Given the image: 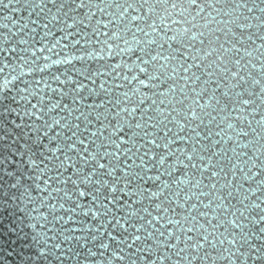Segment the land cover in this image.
Masks as SVG:
<instances>
[{
    "label": "snow or ice",
    "instance_id": "snow-or-ice-1",
    "mask_svg": "<svg viewBox=\"0 0 264 264\" xmlns=\"http://www.w3.org/2000/svg\"><path fill=\"white\" fill-rule=\"evenodd\" d=\"M47 3L56 8L57 14H52L50 9L45 11V0H0V11L8 10L9 13H16L26 7L33 11L39 10L38 15L45 13L42 20L47 21L40 24L44 31L39 40L40 47H36L35 37L29 35L36 32L35 28L30 27L37 23L35 20H29L28 17L14 19L11 14L0 16V29L6 30L0 31V53L6 55L14 52L17 56V61H5L0 57V103L9 99L7 92L16 82L19 81L25 85L22 88H16V96L11 97L16 103L22 102L21 106L15 108L9 105L4 109L5 112L18 114L20 122L10 121L13 127L6 130L7 135H0V151L9 148L6 141L8 136L12 135L13 129L21 130L17 135L25 143L14 151L16 155L24 157V164L33 173L31 177H28L32 180V184L25 185L21 178L23 173H20L15 175L14 183L10 185V188L21 189L22 199L27 197L38 205H43L52 197V193L62 194L61 199L70 201L73 207L65 209V204L60 203L59 208L79 213L82 217H89L101 228L108 227L110 230L106 235L111 240H117L111 231L115 229L120 234V240L117 248L112 249L111 258L106 260V264H113V260L126 259L121 254L123 248L119 247V243L129 239V227L136 228L130 220L139 219V212L123 198L138 197L136 203H139V198L154 202L160 197L167 199L161 190L148 192L143 181L146 178L163 184L165 188H168L169 184L165 183L159 174L146 176L147 170L141 172L138 168L143 166L145 158L155 160L159 166H165L167 157L171 155L170 147L174 140H186L201 146L189 147L187 151L183 148L179 149L175 162L182 164L183 168L189 171L197 170L199 175L191 176V181H195L192 187L208 188L212 199L217 201L218 210L226 212L228 209L233 210L225 215L209 217L206 220L209 227L199 223L198 220V217H208L207 211H201L194 216L186 214L179 219L163 215L167 224L179 225L176 232L169 233L177 243L168 241L164 243L173 250L175 256L181 257L180 260H173L171 255L162 252L159 242L153 248L143 247V240L151 237L153 235L151 232H148L147 236L133 233L130 237L131 241L141 245L138 248L140 252L159 253L154 260H149L146 264H182L183 261L193 264V261L197 260V253L201 250H203L200 255L201 264L204 261L216 264L217 260H227L231 264L233 255H246V252L241 253L239 247L240 241L246 240V237L230 229L242 228L243 225L239 223V220L244 217L245 211L248 208L261 209V205L258 203L244 205V211H241L235 208V205L219 203L224 197L217 194V183L220 179H225V183L219 187L227 190V196H232L234 186L227 177L234 176L236 169L243 172L241 164L247 165L249 171L256 168L257 164L249 160L234 162L242 156V152L236 151L235 148L231 149L232 158L225 163L224 156L215 150L217 141L211 140L205 144L195 137L201 135L199 129L202 126L207 129L206 136H220L223 128L220 131H214V126L224 125L228 129H233L234 125L231 122L233 118L237 124L244 126L239 128L236 135L239 136L242 133L247 135L245 128L251 129L252 122L248 121L246 116L259 111L260 119L255 121L259 129L256 135L259 140L264 141V32L257 36L261 43L249 51L248 47H244L242 40L244 33L238 31L264 27V8L259 7L260 4H264V0H259V3L257 0H99V2L97 0H47ZM17 5L20 7H16ZM257 8L261 15L252 17L247 15ZM65 9L62 15H58ZM76 9L86 11L76 15ZM93 9L96 11L93 12ZM130 9L137 14H130ZM96 15L106 16L107 19H93ZM250 18L256 23H249ZM57 23L60 27L55 29ZM10 24L17 26L16 32L11 31ZM25 29L28 32H25ZM54 29L63 34L62 39L67 43H62L61 39L53 34ZM137 33H140L139 37ZM12 37L15 39L9 47L8 43ZM224 41H228L227 45ZM166 45L168 47H165ZM237 45L244 47V56L260 62L261 71L258 76H253L244 70L247 62L242 64L237 58L236 54L241 52V47ZM57 49L64 52V59H52L45 54L59 55L55 51ZM73 52L76 54L73 55ZM137 53L136 59L131 62L123 59ZM109 58H114L116 62L110 63ZM37 61H42V65L37 64ZM73 61L82 62L79 69L75 67L71 69L77 77L82 79H75L71 74L65 73L50 77L63 85L64 90L53 88L43 76L40 80L33 82L22 79L33 73H44L52 65H72ZM84 61L97 63L89 66L83 64ZM109 77L112 78V83L108 82ZM117 77L120 80L119 84L115 82ZM30 83L44 86L37 89L34 86L30 87ZM211 83H215L216 88H222L219 96L210 87ZM245 83L250 87L244 89L243 93L233 91L237 85ZM69 85L72 87L69 88ZM162 86H164L163 90H161ZM116 88L127 90L117 94L114 92ZM145 88L152 90V96L156 97L152 99V104L157 107L152 109L153 115H148L147 109H140L141 116H146L147 119H135L140 105L151 98L142 91ZM224 89L227 91L225 92ZM253 89H258V92ZM45 91L52 92L61 99H69L71 103L51 102L45 95L37 94ZM29 97L35 98L36 103H30ZM87 97L92 98V102L87 104V108L91 111L80 112L79 116L74 117L72 123H68L66 117L57 118L52 115L54 110L71 108L72 110L66 113L67 116H71L72 111H80L79 107L72 108V104L80 105ZM201 100L204 102L201 103ZM163 104L170 106L174 116L170 117L168 111L158 107ZM110 108L116 110L110 111ZM246 108L251 109V113H246ZM233 111L236 113L235 117H233ZM25 117L30 118L31 122L26 121ZM81 119L86 125L96 121L99 127L91 132L85 128L82 132L81 125L75 122ZM169 124L172 127H168ZM4 127V123L0 122V128ZM55 127L61 131L56 132ZM149 127L153 129V132L145 131ZM67 129L74 131L71 135H65L64 130ZM253 131L256 130L253 129ZM28 132L32 135L29 136ZM50 132L53 134L50 135ZM156 133H163V135ZM181 133L184 135H180ZM45 138L47 143H42ZM138 138L146 142L147 150L139 156V166H126L123 164L122 157L124 159L137 157V153L145 148V144L137 142ZM227 138L233 144L237 143L235 137ZM250 143L257 153L262 152L264 145L257 147L258 141ZM109 147L113 151H101L102 148ZM157 149L160 151L157 152ZM57 153H60L63 158L61 159ZM84 153H87V156ZM181 156L187 163L181 161ZM102 159H106L108 163H101ZM8 162H11L9 157L0 156V172L5 171L3 166ZM89 164L92 167L85 171L83 166ZM68 168L74 169L73 174L63 175ZM54 169L58 170L56 175L44 179L45 187L41 188L36 181H40L42 176H47ZM175 170V168L172 169L173 172ZM5 174L9 177L14 176L13 171H7ZM165 174L170 175L167 168H165ZM205 174L209 180L207 185H204L200 179V176ZM73 175L75 178H72ZM93 175L100 178L92 179ZM184 175L188 176L189 173L185 172ZM243 179L248 177L245 176ZM50 182L60 187H51L48 196L36 201L31 196L30 188L35 187L40 192H44L48 189ZM186 182L188 181H178L179 184ZM261 182L264 183V181ZM66 183H69L71 188L65 190ZM171 183L175 184L177 181L173 180ZM173 195L178 196L179 192H174ZM193 195L199 199L198 195L195 193ZM80 198H86L88 203L81 204ZM185 198L191 197L185 193ZM11 199H16L15 195ZM242 199L246 200L247 197ZM154 206L161 214L169 213L170 209L175 213L172 205H165L163 200L156 202ZM55 207V205L49 206L51 211H55ZM195 207L196 205L193 204L192 208ZM208 207L209 205H204L205 209ZM143 211L147 212V209ZM261 211L264 212V209ZM117 212H122L123 215L118 216ZM148 215L151 216V213ZM109 217H111L110 220ZM53 219L61 218L53 217ZM213 220H216L215 224L212 223ZM258 220L264 221V214L260 215ZM122 221H129V227H125ZM153 221L158 223V217L151 216V219L144 220V223L136 228V232L145 225L150 227ZM225 225L227 226L225 231L218 233V226ZM28 226L34 227V225ZM8 230L14 231V229ZM260 231L264 232V227H261ZM187 233H195V235L189 236ZM36 235L44 239L42 234ZM159 235L162 236L164 233ZM60 236L62 239L70 238L63 233ZM75 239L79 241L81 238L77 236ZM90 239L97 241L99 248L109 247V244L100 239L99 232L92 235ZM213 241L220 245L227 244L228 247L218 255H210L207 247L215 249L216 245ZM181 244L182 248L179 247ZM131 246L127 244V247ZM54 247L59 248L60 244L57 243ZM188 250H191L190 258L181 256V253ZM88 254L96 253L89 250ZM39 255H46L43 248L40 249ZM138 259L142 258L138 257ZM131 264H136V261H131Z\"/></svg>",
    "mask_w": 264,
    "mask_h": 264
},
{
    "label": "water",
    "instance_id": "water-1",
    "mask_svg": "<svg viewBox=\"0 0 264 264\" xmlns=\"http://www.w3.org/2000/svg\"><path fill=\"white\" fill-rule=\"evenodd\" d=\"M97 2H99V0H97ZM257 3H259V0H257ZM16 7L20 6L17 5ZM259 7L264 8V4H260ZM49 9L52 14H57L56 8L52 4L47 3V0H45V11L47 12V10ZM63 11H66V9L62 10V12L58 15H62ZM84 11L86 10L76 9L75 14L80 15ZM92 11L95 12L96 10L93 9ZM38 12L39 10L33 11L25 7L21 8V10L16 13H9L8 10L0 11V16L11 14L14 19H19L20 17H28L29 20H35L37 23L30 25V27L35 28L36 32L29 33V35L35 37L34 43L36 44V47H40L39 40L41 38L42 32L44 31V29L40 27V24L47 21L42 20V17L45 15V13H40L38 15ZM129 13L132 15L137 14L131 9L129 10ZM247 15H249V17H252L259 16L261 15V13L259 11V8H257L254 9L252 13H248ZM93 19H107V17L96 15L93 17ZM248 22L251 24L256 23L251 18ZM9 27L11 28L12 32L17 31V26H13L10 24ZM59 27L60 25L59 23H57L55 25V29H58ZM55 29L53 34L57 36V38H60L62 43H67L62 39L63 34L59 31H56ZM0 31L6 30L0 29ZM238 31H242L244 33V36L242 38L244 47H248V50L252 51V48L261 43L257 36L260 33L264 32V27H254ZM25 32H28V30L25 29ZM17 35H20V33H17ZM139 35L140 33H137L138 37ZM217 35L221 36L222 34ZM14 39L15 37H12L9 40V47L12 46V40ZM224 43L227 45L228 41H224ZM237 46L241 47V45ZM165 47L168 46L166 45ZM244 47H241V52L236 54L237 58L241 60L242 64H245V62H247L244 69L245 71L250 72L253 76H258L261 71L259 67L260 62L255 60L254 58L244 56ZM55 51L58 52L59 55H56L55 53L45 54L51 56L52 59L65 58L64 52H61L59 49ZM72 54L75 55L76 53L73 52ZM137 55L138 53L134 54L132 57H123V59L131 62V60L136 59ZM0 57H2L5 61H17V56L14 52H9L6 55L4 53H0ZM185 59L187 58L185 57ZM109 62L115 63L116 60L114 58H109ZM36 63L42 65V61H37ZM81 63L82 62L80 61H73L72 65H52L44 73H33L31 75L24 76L22 79L25 81L33 82L35 80H40L41 76H43L44 80L53 88H60L61 90H64L63 85L58 84L55 80L50 79V77L52 75H61V73H65L71 74L75 79H82L80 77H77L75 72L71 71L72 67L79 69L81 67ZM95 63L97 62H83V64L89 66H94ZM137 63H139V60H137ZM61 78H63V76H61ZM141 78L144 77L141 76ZM108 82L112 83L111 77L108 78ZM115 82L117 84L120 83L119 77L116 78ZM24 86L25 85L23 83H20L19 81L16 82L15 85L11 87V90L7 92V96L9 97V99H6L4 102L0 103V113H3V115H0V122H3L5 125L4 128H0V135H7L6 130L13 127V125L9 123L10 121L20 122V116L18 114L5 112L4 109L9 105L15 108H19L21 106L22 102L16 103L11 99V97L16 96V88H22ZM29 86H34L39 89L44 85H34L30 83ZM89 86H91L90 83ZM71 87L72 85H69V88ZM129 87H131V85ZM163 87L164 86L161 87V90H163ZM210 87L215 90L217 96L221 94L222 88H216L215 83H211ZM249 87V84L245 83L242 85H237L233 91L243 93V90ZM126 90L127 89L116 88L114 89V92L117 94H122L123 91ZM142 91L148 94L151 98L149 100H145L143 104L140 105V108L137 109L135 119H147L146 116H141L140 109H147L148 115H153L154 113L152 109L157 107V105L152 104V99L156 98L152 96V90L145 88L142 89ZM224 91L226 92L227 89H224ZM253 91L258 92V89H253ZM37 94L45 95L51 100V102L59 101L61 104L71 103L69 99H61L58 95L49 91H45L44 93L38 92ZM29 101L33 104L36 103V99L33 97H29ZM89 102H92V98L87 97L86 100L84 102H81L80 105L72 104V108L79 107L80 111H72L71 116L66 115L68 111L72 110L71 108L65 110H54L52 115L57 118L66 117L68 123H72L74 117L79 116L80 112L91 111V109L87 108V104ZM203 102L204 100H201V103ZM25 107H27V105H25ZM158 107L168 111L170 117L174 116V114L171 113L170 106L168 104L158 105ZM115 110V108H110V111ZM246 113H251V109L246 108ZM235 115L236 113L235 111H233V117H235ZM24 119L28 122H31L30 118L25 117ZM246 119L252 122L251 129L245 128L247 135L243 133L239 136L236 135V133L239 131V128L244 126L237 124L235 118H233V120L231 121L234 125L233 129H228L224 125H220L218 127L214 126V131H220L221 128H223V132L220 136H206L205 133L207 132V129L202 126L201 129H199L201 135L199 137H195V139L201 140L205 144L210 142L211 140L217 141L218 143L215 145V150L224 156L225 163H228L229 159L232 158V148H235L238 152H242V156L239 158V160H236L234 162L240 163V161L242 160L256 162L257 167L251 169V171H249V167L247 165L241 164L243 172H241L240 169H236L234 176L229 175L227 177V179L231 180L234 186L232 196H227V190L221 189L219 187V185L225 183V179H220L217 183V194H221L224 197L219 203L225 205H235V208H238L241 211H244V205L257 203L261 205V209H264V183L261 182L264 181V148H262L261 153H257L252 143H250L258 141V143L256 144L257 147L264 145V141L259 140V137L256 135V132H258L259 129H257L255 121L260 119V112L258 111L256 113L249 114L246 116ZM75 122L81 125L82 132L85 128H87L88 132H91L92 130H95V128L99 127V124L96 121H93L91 125H86L82 119L76 120ZM168 127L172 126L169 124ZM253 129H255L256 131L254 132ZM54 130L56 132L61 131V129H59L58 127H55ZM20 131L21 130L19 129H13L12 135L8 136L6 141L9 148L0 151V156L9 157L11 161L3 166L5 171L0 172V262H2V264H106V260L111 258L112 249L117 248L118 241L120 240V234L115 229H111V231L112 234L117 237V240H111L106 235V233L110 230L108 227L101 228L96 221L92 220L89 217H82L79 213L65 211V209H71L73 205L70 201L66 202L65 200L61 199L62 194L52 193V197L46 200L43 205H38L35 202L29 200L27 197H24L22 199L20 197V192L22 191L21 189L10 188V185L14 183L15 175H19L20 173H23V176L21 178L24 181L25 185L32 184V180L28 179V177H31L33 175L31 169L28 168L26 164H24V157L16 155L14 151V149L19 148L21 144L25 143V141L21 139L19 135H17V133H19ZM24 131L28 130L24 129ZM64 131L65 135H71V132L74 130L67 129ZM145 131L153 132V129L149 127L145 129ZM51 134L53 133L50 132V135ZM156 134L163 135V133ZM28 135L31 136L32 133L28 132ZM104 135H106V133H104ZM180 135L184 134L181 133ZM228 136L235 137L237 143L233 144V142L227 138ZM82 138H84L83 135ZM125 139H127V137H125ZM137 142L145 144V148L137 153V157H133L131 159H124L122 157L124 165H140L139 156L147 150L148 145L142 138H138ZM42 143H47L46 138L42 140ZM244 145H248V147H244ZM200 146L201 145H196L186 140H174L173 144L170 147L171 155L167 157V164L165 166H159L155 163V160H148L147 158H145L143 166L139 167L138 170L144 172L146 169V176L159 174L161 176V179L165 181V183L169 184V187L165 188L163 184L155 181H149L145 178L143 181L145 189L148 192L161 190L165 193L167 199H165L164 197H160L157 201L154 202L149 199L139 198V203H136L135 201L138 199V197L123 198L126 199L128 203L132 204V208L134 210H137L139 212V219L132 218L130 220V223L134 224L136 228H139L140 224L144 223V220L151 219V216H157L159 222L157 223L156 221H153L150 227L148 225H145L144 228H141L139 232H136V228L129 227V221H122L125 223V227H129V239L124 243H119V247L123 248V252L121 254L124 255L126 259L124 261L113 260V264H131V261H136V264H146L147 261L154 260L156 255H159V253L153 254L149 252H140L138 251V248L141 245L132 242L130 239L133 233L147 236L148 232H151L153 235L143 240V247L153 248L155 244L159 242L162 252L171 255L173 260H180L181 257L175 256L173 250L168 248L164 243V241H168L169 243H177L173 239V237L169 235V233L176 232V228L179 227V225L173 226L167 224L163 219V215H169L172 216L173 219H179L181 216H184L186 214L189 216H194L201 211H207L208 217H198V220L199 223H204L206 227H209V225H207L206 223V220L209 217L216 216L218 214L225 215L227 214V212L233 210L228 209L227 212L218 210L216 208L217 201H214L212 199L211 195L209 194L208 188L192 187V184H194L195 181H191V176L192 174L199 175V173H197V170L191 169V171H189V169L183 168L182 164H177L175 162L176 155L178 154L179 149L183 148L187 151L189 147ZM105 150L109 152L113 151V149L110 147L101 149V151ZM156 151L159 152L160 150L157 149ZM57 155L60 156L61 159L63 158L60 153H57ZM84 155L87 156V153H84ZM180 159L181 161H183V163H187V161L183 160L182 156L180 157ZM45 163H48V161H45ZM101 163L107 164L108 161L106 159H102ZM40 166L43 167V165ZM49 167L51 168V164H49ZM83 167L84 170L87 171L90 167H92V165H84ZM165 168H167V171L168 173H170V175L165 174ZM173 168L176 169L174 172L172 171ZM7 171H13L14 176H7L5 174ZM57 171L58 170L55 169L50 171L47 176H42L41 180L36 181V183L40 184L41 188H44L45 185L43 184V180L47 179L48 176L56 175ZM73 172L74 169L68 168L67 172L63 173V175H72ZM185 172H188L189 175L185 176ZM253 173H256V175H253ZM245 176H247L248 179H243V177ZM72 178H75V176L73 175ZM98 178L100 177L97 175L92 176V179ZM200 179L202 180L204 185H207L209 183L207 174L200 176ZM173 180L177 181V183H171V181ZM180 180H185L188 182L179 184L178 181ZM213 180L215 181V178H213ZM51 187H60V185L54 182H50L48 189L44 192H40L39 189L31 187V196L34 197L36 201H39L41 197L48 196V191ZM64 188L65 190H67L71 188V185L69 183H66L64 185ZM189 189H191V191H189ZM177 191L179 192V195L174 196L173 193ZM185 193H188V196L191 198L186 199ZM193 193L198 195L199 199H197L196 196L193 195ZM201 193H203L204 195H200ZM13 195H15L16 199H11ZM245 196L247 197V199H242V197ZM80 200L81 204L88 203L86 198H80ZM160 200H163L165 205H172V208L175 209V213L172 212L171 209L169 213H159V210H157L154 205ZM173 201H175V203H173ZM60 203L65 204V209L59 208ZM193 204L196 205L195 208H192ZM51 205L56 206L55 211L50 210L49 206ZM180 205H182V207H178ZM204 205H209V207L205 209ZM34 208L36 210H33ZM143 209H147V212L143 211ZM261 209L248 208V210L244 213V217H241L239 220V223H241L243 227L234 230L230 229L231 231L241 233L244 237H246V240L240 241L239 247L241 253H247L246 255H233L231 258V264H264V232L260 231L261 227H264V221L258 220L259 216L264 214ZM27 213H30V215H27ZM148 213H151V216H149ZM41 214H43V216H41ZM117 215L122 216L123 213L117 212ZM237 216H239V213H237ZM53 217H60L61 219H53ZM110 219L111 217H109V220ZM253 221L257 222L254 223ZM212 223L215 224L216 220H213ZM28 225H34V227H29ZM225 227L227 226H218L217 232H224ZM8 229H14V231H9ZM97 232H99L100 234V239H103L105 243L109 244L108 248H99L98 242L90 239V237L92 235H96ZM37 233L42 234L44 239H41V237L37 236ZM61 233H63L64 236L70 238L62 239L60 236ZM159 233H164V235L161 236L159 235ZM187 235L194 236L195 233H187ZM77 236L81 238L79 241L75 239V237ZM57 243L60 244L59 248L54 247V245ZM213 243L216 245L215 249H213L212 247H207V251L210 255L213 256L218 255L221 251H223L224 248L228 247L227 244L220 245L216 241H213ZM127 244H131L132 246L127 247ZM179 247L182 248L183 245L181 244L179 245ZM42 248L46 253L45 256L39 255L40 249ZM89 250L96 254L89 255ZM202 252L203 250H201L200 253H197V260L193 261V264H201L200 255L202 254ZM9 253L11 254L9 255ZM181 256H189L190 258L191 250L181 253ZM138 257L142 259H138ZM182 264H187V262L183 261ZM203 264H209V262L204 261ZM216 264H229V262L227 260H217Z\"/></svg>",
    "mask_w": 264,
    "mask_h": 264
}]
</instances>
